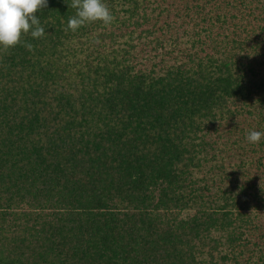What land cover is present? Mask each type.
Listing matches in <instances>:
<instances>
[{
	"label": "trees",
	"instance_id": "16d2710c",
	"mask_svg": "<svg viewBox=\"0 0 264 264\" xmlns=\"http://www.w3.org/2000/svg\"><path fill=\"white\" fill-rule=\"evenodd\" d=\"M103 2L0 47V264H264V0Z\"/></svg>",
	"mask_w": 264,
	"mask_h": 264
},
{
	"label": "clouds",
	"instance_id": "9594fccd",
	"mask_svg": "<svg viewBox=\"0 0 264 264\" xmlns=\"http://www.w3.org/2000/svg\"><path fill=\"white\" fill-rule=\"evenodd\" d=\"M65 3H68L67 0ZM46 5L47 0H0V47L11 48L23 44L32 51L33 44L23 41L22 35L30 32L33 39L45 35V28L36 13L41 6ZM69 7L76 10L67 23V28L72 31L78 30L87 22L102 21L107 25L114 19L103 0H71ZM262 137L264 132L256 130L246 135V139L253 144L259 143Z\"/></svg>",
	"mask_w": 264,
	"mask_h": 264
}]
</instances>
